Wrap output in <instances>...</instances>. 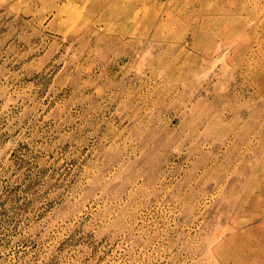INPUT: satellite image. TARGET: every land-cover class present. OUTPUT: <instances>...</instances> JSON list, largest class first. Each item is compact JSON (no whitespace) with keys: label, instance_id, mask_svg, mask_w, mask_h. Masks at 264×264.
<instances>
[{"label":"rangeland","instance_id":"rangeland-1","mask_svg":"<svg viewBox=\"0 0 264 264\" xmlns=\"http://www.w3.org/2000/svg\"><path fill=\"white\" fill-rule=\"evenodd\" d=\"M263 17L0 0V264H264Z\"/></svg>","mask_w":264,"mask_h":264},{"label":"bare ground","instance_id":"bare-ground-1","mask_svg":"<svg viewBox=\"0 0 264 264\" xmlns=\"http://www.w3.org/2000/svg\"><path fill=\"white\" fill-rule=\"evenodd\" d=\"M104 1V0H103ZM90 3V2H89ZM104 8L107 9L108 13L115 16H121L126 7L123 4H105ZM75 11V10H74ZM73 12V10H71ZM145 12V11H144ZM76 13V12H75ZM264 18V17H263ZM74 22V21H73ZM257 22V21H256ZM255 22V23H256ZM264 22V19L262 20ZM75 23V22H74ZM254 23V22H253ZM261 23V22H260ZM258 24V23H257ZM256 26V24H254ZM258 28V27H257ZM256 34V33H255Z\"/></svg>","mask_w":264,"mask_h":264}]
</instances>
